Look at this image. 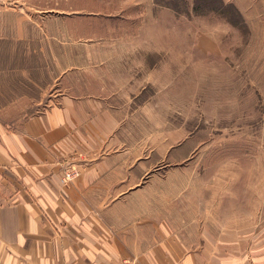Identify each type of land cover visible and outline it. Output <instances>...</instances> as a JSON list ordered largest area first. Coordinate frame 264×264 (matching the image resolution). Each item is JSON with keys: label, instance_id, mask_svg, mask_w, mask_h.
I'll return each instance as SVG.
<instances>
[{"label": "crops", "instance_id": "1", "mask_svg": "<svg viewBox=\"0 0 264 264\" xmlns=\"http://www.w3.org/2000/svg\"><path fill=\"white\" fill-rule=\"evenodd\" d=\"M97 14V0H0V264H264L263 173H230L211 212L176 215L146 161L109 152L128 90L65 74L87 70L68 41L98 37Z\"/></svg>", "mask_w": 264, "mask_h": 264}, {"label": "rangeland", "instance_id": "2", "mask_svg": "<svg viewBox=\"0 0 264 264\" xmlns=\"http://www.w3.org/2000/svg\"><path fill=\"white\" fill-rule=\"evenodd\" d=\"M97 10L98 37L68 41L69 65L87 70L65 74L128 90L111 101L109 152L146 161L176 215L211 212L231 174L260 180L264 0H97Z\"/></svg>", "mask_w": 264, "mask_h": 264}, {"label": "built area", "instance_id": "3", "mask_svg": "<svg viewBox=\"0 0 264 264\" xmlns=\"http://www.w3.org/2000/svg\"><path fill=\"white\" fill-rule=\"evenodd\" d=\"M64 175V182H69L81 175V172H79L77 169L69 168L65 171ZM121 264H139L136 260L127 259L123 260Z\"/></svg>", "mask_w": 264, "mask_h": 264}, {"label": "bare ground", "instance_id": "4", "mask_svg": "<svg viewBox=\"0 0 264 264\" xmlns=\"http://www.w3.org/2000/svg\"><path fill=\"white\" fill-rule=\"evenodd\" d=\"M66 173V172H65ZM65 173H64V175H65ZM63 182H64V176H63ZM66 183V182H65Z\"/></svg>", "mask_w": 264, "mask_h": 264}]
</instances>
